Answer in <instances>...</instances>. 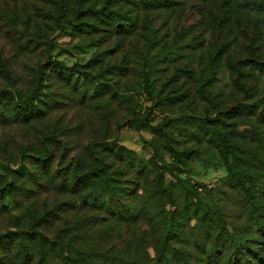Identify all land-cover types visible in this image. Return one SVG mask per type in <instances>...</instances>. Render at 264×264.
<instances>
[{
    "label": "rangeland",
    "instance_id": "374dc122",
    "mask_svg": "<svg viewBox=\"0 0 264 264\" xmlns=\"http://www.w3.org/2000/svg\"><path fill=\"white\" fill-rule=\"evenodd\" d=\"M56 1L54 5L48 0H7V14L0 15V93L23 97L34 90L39 98L35 102L44 112L30 123L0 126V188L7 187L2 190L5 193L0 191V234L30 230L34 215L44 206L52 207L56 201L64 200L62 208L68 218L75 214L70 207L79 196L74 191L63 193L50 187H35L32 180L14 171L20 164L25 172L33 167L34 156L32 153L23 155V147L37 151L44 148V155L50 152V143L46 145L44 136L54 134L58 140L50 144L54 152L50 159L53 168L58 165L60 168L79 167L80 173H85L97 161L92 162L83 152L84 146L92 138L100 137L94 153L104 156L105 169L122 166L123 162L113 155L121 147V152L132 156L145 171L142 175L124 171L117 174L118 178H130L128 172L134 177L132 186L136 195L146 196L145 200L159 204V208L145 207L153 212L160 210V217L172 212L180 221L179 235H170L173 237L165 242L161 235L162 221L145 225L139 221L136 226L128 222L129 229H126L121 248H131L130 254L116 259L104 258L107 264H227L234 248L230 237L247 238V244L257 253V257L245 255L238 264H264V233L254 224L257 211L247 204V195L240 182L227 181L225 161L215 145L206 144L207 135H204L200 119L189 121L191 124L185 119L170 122L194 108L199 115L208 113L214 117L218 110L237 102L259 103L257 110L262 112V120L248 115L249 122L245 123L244 117H240V126L235 131L239 136L233 143L239 146L236 154L245 158L243 170L248 181L253 175L264 179V152L256 157L250 151L252 148H241L243 144L252 146L247 137L251 128L264 131V0H234L226 16L216 21L228 23L223 33L227 39L235 36L216 68H211L205 49L207 39H211L210 29L201 25L206 21L211 24L212 0H177L167 10L152 12L150 22L159 27L157 39L165 34V38H169L174 18H182L187 28L185 44H195L191 37L197 32L198 39L205 40L200 50L191 51L181 45L171 62L158 53L156 43L154 51L148 54L142 51L140 32L125 37L118 45L113 30L79 32L73 23L85 18H91L90 22L94 23V18L84 17V10L89 3H102L103 0ZM131 8L123 2L122 12ZM172 8L181 9L177 11L180 17L170 13ZM63 12L69 20L56 23ZM78 12L82 19L75 20ZM138 12L143 13L140 9ZM236 12L239 13L235 17ZM98 36L103 38L100 42ZM96 53L102 59L96 58ZM49 60L87 73L93 81L86 96L97 82L116 84L117 92L109 97L106 91L99 100L92 96L80 98L64 80L49 73ZM187 63L196 70L191 77L182 71L172 77L175 67H184ZM258 66L261 68H256ZM102 67L104 69L99 71ZM194 77L198 81L210 79L205 91L210 99L196 93ZM193 98L196 102H192ZM125 120L129 123L132 120V123L119 126ZM158 167H163L160 173ZM159 179L171 189L176 205L169 204L166 193L158 188ZM128 183L127 190L131 187ZM75 190L86 192L81 188ZM7 192L11 194L5 195ZM258 193L264 204V184ZM122 194L127 195V192ZM124 199H115L123 209L133 201L131 196ZM185 199L198 209L195 213L189 210L187 218L182 214ZM205 209L209 212L206 217L202 214ZM62 223L56 222V225ZM78 244L84 251L88 250V241L79 240ZM2 254L0 250V258ZM0 264L5 263L0 259Z\"/></svg>",
    "mask_w": 264,
    "mask_h": 264
},
{
    "label": "trees",
    "instance_id": "16d2710c",
    "mask_svg": "<svg viewBox=\"0 0 264 264\" xmlns=\"http://www.w3.org/2000/svg\"><path fill=\"white\" fill-rule=\"evenodd\" d=\"M48 1H51L54 5L57 3L56 0ZM232 1L234 0H212V8L214 11L210 13L211 24L207 21L205 24H201L204 28L208 27L210 29L211 39H207L206 43L204 38L198 39L199 32H197L191 37V41L195 44H191V42H186L185 44L184 41H187V28L185 23H182V18H174L172 33L169 34V38H165L167 36L165 34L157 39L156 30L159 27L150 22L152 12L159 11V9L167 10L176 4L177 0H103L102 3H89L84 10V17H92L95 19V22L91 23V18L90 20L85 18V20L79 21L77 24L73 23V25H77L75 27L83 34H88L91 30L96 32H110L113 30V33L117 34V38L115 39L117 45L122 43L125 37H132L133 35H137V32H140L139 36L143 38L142 48L140 49L148 54V52L154 51L156 43L158 45L157 51H160L158 53L167 57L165 61H169L173 55H177L181 49V45H185L191 51L200 50L206 45L207 59L210 62L211 68H216L220 65L223 55L228 53L229 44L231 45V41L235 38L234 36L227 39L224 36L228 23L216 22L223 15L226 16V11L232 9ZM123 2L125 5L130 4L132 8L122 12ZM118 3L119 5L116 6ZM8 6L9 3L7 0H0V15L7 14ZM138 9L142 10V15L139 14ZM178 10L181 9L172 8L170 13H175L177 17H180L181 14L177 12ZM80 12L77 13L75 20L82 19L81 15H79ZM238 13L236 12L235 17L238 16ZM65 14L66 12H63L60 15L62 18L60 21L57 20L56 23L67 22L69 17L65 16ZM220 35L222 37H219ZM97 38L99 42L103 39L102 36H98ZM97 45L99 46L100 44ZM95 56L98 59H102L99 53H96ZM50 62L51 64L47 68L49 73L64 80L73 92L80 94V98L92 96L96 100H99L105 95L104 93L106 91L110 93L109 97L115 95L117 92L116 84L97 82L92 87L91 94L86 96L90 93L88 92L90 89L89 84H92L91 81H93L87 73L73 70L61 62L49 60ZM256 68L261 67L258 66ZM103 69L102 67L99 71ZM179 71L186 73L188 77H191L196 72L187 63L184 67H175L172 72L173 76H171L176 77ZM90 78L91 80H89ZM194 78L197 82L196 93L205 99H210L205 92L208 84H210V79L207 77V81H198L196 77ZM161 89L159 88V90ZM6 93H0V126L10 123H30L33 118H38L44 114L40 106L35 102L39 98L35 96L37 93L34 90L30 95L23 97L13 95L11 97V95ZM192 102H196L195 98H193ZM259 107V103L247 105L242 104V102H237L224 110H218L214 117H210L208 113L199 115L196 108H194V111H187V113L185 111V114L172 118L170 122L172 124L184 119L187 122L200 119L203 125L204 135H207L205 138L206 144L215 145L222 159H224L228 171L227 181L229 180L230 183L231 181L240 182L241 189L247 195V204L255 207L257 211V216L254 217V224L259 231L264 233V211L260 210L264 208V204L258 193L264 184V179L259 180L257 176L250 175L251 179L248 181L246 173L243 170L246 166L243 162L245 158H241L236 154L239 146L233 143V140L236 139L235 137L239 136L235 131L240 126L239 121L242 119L240 117H244L243 119L245 120L243 122L245 123L249 122L247 120L248 115H256L262 120V112L257 110ZM131 121L130 123H132ZM130 123L129 120H125L119 126H129ZM189 124L191 123L189 122ZM250 131L251 134H247V137L249 136L252 146L243 144L241 148H252L250 151L257 157L260 152H264V131H258L253 128ZM44 137L46 145L47 142L53 145V142L58 140L54 134H46ZM99 140L100 137L98 139L92 138L84 146L83 152L89 155L92 162L94 160L97 161V164L89 168L85 173H80L79 167L64 166L60 168L58 165L56 168H53L52 160L50 161V159L54 152L50 144L48 145L50 152H46L44 155L42 154L44 148L38 151L37 149L28 147L21 149L23 155L32 153L34 159L32 162L33 167L31 169L29 168L26 172L24 170L25 167L21 164L18 170H14L19 176L32 180L35 187H50L63 193L74 191L75 194H78L79 198L78 201L71 203L70 208L75 210L73 217L68 218L64 214L65 210L62 208L64 200H60L56 201L52 207L44 206L42 210L37 212L33 217L30 230L21 229L14 232L10 230L1 233L0 250L3 253L0 258L1 261L5 264H107V260H103L104 258L116 259L117 256L127 257L130 254L131 248H121L125 243L123 239L126 234V229H129L127 226L128 222L132 226H136L139 221L143 225L160 223L162 221L160 225L163 242L173 237L170 235H174V237L179 235V216L176 218L174 213L169 212L168 214H162L163 216L160 217V210L153 212L145 207L146 205L148 207L154 205V207L159 208L157 201H147L145 200L146 196L136 195L135 187L132 186L134 184V177H131L128 172H132L133 175H142L144 173L143 171H145V168H142L143 165L134 162L132 156L123 154L121 147H118L113 155L123 162L122 166L120 164L118 166V168L120 167L119 169L116 167L111 170L105 169L107 161L104 159V156L94 153L95 143ZM158 168H160V173L163 167ZM124 171H128L126 173L130 178L120 180L117 174H121ZM263 175L264 173L262 177ZM159 176L161 177V174ZM122 181L129 182L128 184L131 185L130 189L127 190V184ZM158 186V188L166 193L168 203L176 205L172 200V192L168 185L159 179ZM4 188L7 189V187H3L0 188V191L4 192L2 191ZM75 188L86 189V192L82 194L79 190H75ZM124 191L127 192V195L122 194ZM10 194L11 192H7L5 195ZM115 196L119 199L131 196L133 201H131L132 203L127 208L123 209L116 202L115 199L117 198H114ZM1 197L2 195H0ZM185 202L182 209L184 217H189V210L193 213L198 212L196 205V208H193L194 205L192 202L186 199ZM66 203L70 204V202ZM208 213L206 209L202 212L204 217ZM56 222L63 223L56 225ZM122 232L124 233L123 235ZM230 239H232L234 248L227 258V264H238L248 254L254 257L256 256V250H252L249 247L247 244L249 240L247 238L230 237ZM79 240L89 242L88 250L84 251L81 249L78 244ZM93 260L99 261L94 262Z\"/></svg>",
    "mask_w": 264,
    "mask_h": 264
}]
</instances>
